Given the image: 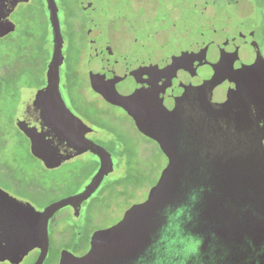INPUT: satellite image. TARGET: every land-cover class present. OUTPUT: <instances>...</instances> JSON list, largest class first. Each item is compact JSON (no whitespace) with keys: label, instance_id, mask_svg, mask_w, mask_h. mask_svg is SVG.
Wrapping results in <instances>:
<instances>
[{"label":"flooded vegetation","instance_id":"af4514ba","mask_svg":"<svg viewBox=\"0 0 264 264\" xmlns=\"http://www.w3.org/2000/svg\"><path fill=\"white\" fill-rule=\"evenodd\" d=\"M35 1L17 0L14 9L8 16L14 28L16 22L13 20L12 14L15 13V10L20 5H30ZM54 1L60 25L61 7L56 0ZM75 1L88 21L86 27L88 52L85 71L89 89L103 102L125 112L134 124L133 118L125 109L107 101L94 89L90 77L89 64L92 62L90 57H92L94 65L102 63L103 73L111 63L116 65L123 61V64L128 63L131 67L130 76H128L131 82L130 78L134 80L132 68L151 77L147 84L155 90L153 93L157 96L155 102L160 106L157 109L153 108L154 115L157 114L160 119H171L176 115L184 119L182 121L190 126L191 131L184 137V147L189 154L188 159L192 166L186 181L187 193L192 184V175L196 176L197 171L211 168L203 156L198 154L196 132L191 127L198 126L197 121L216 124L217 127L219 125L223 132L230 133L232 147H235L236 136L241 134L235 123L237 120L232 116L223 115L225 113L208 114L197 99H192V94L202 90L203 96L211 99L212 105L218 111H232L242 101V99L236 98L237 96L242 94V97H250V81L264 82V55L261 50L262 46L254 39L256 28L254 23L256 21L253 20L254 4L252 0ZM39 2L50 37V56L43 71L42 83L35 88L22 87L21 90L26 88L34 91L40 90L48 83V63L53 51L52 28L47 1L39 0ZM64 44L63 38V60L59 66L58 82L59 93L63 101L60 91V68L66 59L63 53ZM254 67L261 68L260 77L256 78L252 73ZM237 86L241 91L237 90ZM82 89L81 86L80 92ZM21 90L18 93L10 120L13 128L23 135L27 144H30V139L16 124ZM175 99L180 107H173ZM254 100L245 107V111H248L249 114L239 121H242L243 126L248 129L263 127V131H260L264 135V119L260 118L264 116V107L261 103H255ZM48 101L53 109L46 107ZM24 102L23 120L26 122L39 123L48 119L56 120L63 113L53 96L49 100L43 98L36 100L34 95H28ZM81 104L82 107H87L86 103L82 102ZM65 105L75 117L90 127V130L85 133V137L101 145L111 155L110 149L105 145L110 141L112 132V126L110 127L108 124L106 115L94 112L91 116L97 122L94 127L84 122L66 103ZM209 119L217 123L208 121ZM173 128V125H169L168 135L163 137L168 143L174 141L175 132L171 131ZM222 131L220 133H223ZM100 132H104L106 136H102ZM257 132L262 137L259 131ZM145 137L155 142L163 153L156 140L146 135ZM192 137L193 139H191ZM55 143L59 144L57 141ZM260 149H264V141L263 147ZM83 155L89 156L92 160L89 161V159L81 157ZM163 155L166 158V166L168 159L164 153ZM36 159L40 167V183L30 179V169L26 168L25 164L13 171L11 167L0 163V188L31 205L33 203L30 198L41 200L46 198L49 193H53L54 198L41 207L33 205L37 210L43 209L54 201L83 191L95 175L100 163L98 156L89 151L67 156L56 153L51 147H43L40 157ZM89 168L91 171L85 179L80 181L82 184L75 190H68L79 180L75 178ZM56 194L58 195L56 196ZM103 195L104 193L102 197ZM92 196L79 205L76 203L66 205L50 217L47 225L48 251L42 264H47L46 261L50 253L57 255L53 264H60L62 251H68L76 257L87 254L91 249L93 235L122 219L123 216L110 226L92 229L89 237L86 238L81 234V231L89 228L90 221L87 219L94 214L93 204L102 202V200L89 202ZM146 199L147 196L143 201ZM169 199L170 196H166L151 211L139 217L129 231L112 239L114 241L112 247L103 249L94 260L87 264H143L142 258L137 259L138 254L146 249L154 237L162 209ZM62 210L65 211L61 212ZM82 214L85 216L81 217ZM91 224L93 223L91 222ZM189 227L204 237L205 258L202 264H264V201L259 204L250 203L245 199L234 201V199L224 196L218 183L208 177L203 187V200L196 204L194 220ZM32 251L35 253V257L31 264H34L40 250L35 248ZM256 258L259 259V262H254Z\"/></svg>","mask_w":264,"mask_h":264},{"label":"water","instance_id":"95a60500","mask_svg":"<svg viewBox=\"0 0 264 264\" xmlns=\"http://www.w3.org/2000/svg\"><path fill=\"white\" fill-rule=\"evenodd\" d=\"M46 1L50 12L53 38V51L47 70L48 83L40 90H30L29 95H34L36 100L42 98L49 100L53 96L63 113L56 120L48 119L39 123L26 122L23 120V108L27 96H24L26 91L23 89L17 108L16 124L30 139L32 146L51 147L56 153L67 156L89 151L98 156L100 163L95 175L83 191L54 201L41 210L35 209L27 201L13 197L0 188V261L8 260L13 264L20 263L23 257L35 248H39L40 253L34 264H42L48 251L47 225L50 217L66 205L75 203L79 205L88 199L99 187L103 178L113 171L110 153L101 145L85 137V133L90 130V127L68 110L59 93V66L63 60V38L55 1ZM16 3L17 0H0V28L13 29L14 26L8 16ZM91 59L92 57H90L92 62L89 67L94 89L107 101L125 109L133 118L136 128L158 142L161 150L167 156L168 163L161 171L157 182L150 188L145 201L130 206L118 223L96 232L91 239V249L87 254L76 257L68 251H62L60 264H87L94 260L103 249L113 246L112 239L114 237L129 231L139 217L151 211L166 196H170L167 205H176L182 202L187 191L186 181L192 170L188 159L189 154L184 147V137L191 131L190 126L183 122L184 119L176 115L171 119H160L157 114L154 115L153 108L157 109L160 106L155 102L157 97L153 94L155 90L147 84L151 77L132 68L134 80L130 78L131 82L128 78L131 69L128 63L123 64V61L116 65L111 63L103 73L102 63L94 65ZM252 73L256 78L260 77L261 68L254 67ZM250 82V97H242V94L237 96L236 98L242 99V101L232 111H218L212 105L211 99L203 96L202 90L196 91L191 96L192 99H197L203 105L208 114L225 113L223 115L232 116L237 120L235 123L241 134L236 136L235 147H232L230 133L223 132L219 125L217 127L216 124L197 121L198 126L192 124L191 129L196 132L193 131L197 136L198 154L202 155L203 159L211 165L208 173L218 183L223 195L234 199V201L245 199L250 203L259 204L264 201V149H260L263 147L264 141V135L261 133L263 127L248 129L239 120L249 114L248 111H245V107L254 99L259 98L260 100H254V102L261 103L264 107V82ZM237 90H240L239 86H237ZM46 107L53 109L49 101ZM173 107H180L176 99ZM196 115L199 114L196 113ZM260 118L264 119V116ZM208 121L217 123L212 119ZM169 125L174 126L171 131L175 132L174 141L171 143L163 138L168 135ZM55 141L59 144H56ZM37 157H40V152L37 153ZM162 220L161 212L154 233Z\"/></svg>","mask_w":264,"mask_h":264},{"label":"rangeland","instance_id":"374dc122","mask_svg":"<svg viewBox=\"0 0 264 264\" xmlns=\"http://www.w3.org/2000/svg\"><path fill=\"white\" fill-rule=\"evenodd\" d=\"M56 1L61 7L60 26L65 43L63 53L66 56L60 68V91L63 99L84 122L96 127L97 122L91 116L94 112H101L106 115L110 127L112 126L111 139L105 145L111 151L114 170L104 178L89 200L102 202L93 204L94 214L87 219L90 221L89 228L81 231V234L88 238L92 229L116 223L132 204L146 198L150 188L159 178L166 158L157 144L145 137L125 112L103 102L89 89L85 71L88 52L87 17L75 0ZM252 2L253 20L256 21L254 39L262 46L264 55V0ZM12 18L16 22L15 28H0V163L11 167L12 170L25 164L26 168L30 169V179L40 183V167L36 158L43 147L27 144L23 135L13 128L10 119L21 88H35L43 81V71L50 56V37L39 0L30 5H20L12 14ZM81 86L83 89L80 92ZM24 90V96H28L30 90L32 91L27 88ZM82 102L86 103L87 107H82ZM101 134L106 136L104 132ZM81 157L89 161L91 159L86 155ZM85 170L75 178L79 180L68 190H75L82 184L80 181L88 176L91 168ZM196 174L192 175L190 189L203 188L206 178H211L207 169L199 170ZM53 198L54 194L49 193L41 200L30 199L35 207H41ZM202 200L203 191L198 202ZM83 216L85 215L82 214L81 217ZM34 257L35 253L30 251L19 264H31ZM56 259L57 255L50 253L46 262L53 264ZM254 262H259V259H254ZM0 264L13 263L5 260L0 261Z\"/></svg>","mask_w":264,"mask_h":264},{"label":"clouds","instance_id":"9594fccd","mask_svg":"<svg viewBox=\"0 0 264 264\" xmlns=\"http://www.w3.org/2000/svg\"><path fill=\"white\" fill-rule=\"evenodd\" d=\"M203 188L190 189L184 201L165 205L163 220L146 249L138 254L143 264H202L204 237L189 225Z\"/></svg>","mask_w":264,"mask_h":264}]
</instances>
